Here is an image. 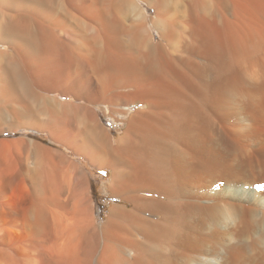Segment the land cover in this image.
<instances>
[{
	"label": "bare ground",
	"instance_id": "1",
	"mask_svg": "<svg viewBox=\"0 0 264 264\" xmlns=\"http://www.w3.org/2000/svg\"><path fill=\"white\" fill-rule=\"evenodd\" d=\"M1 111L121 204L97 223L86 171L21 139L0 264H264V0H0Z\"/></svg>",
	"mask_w": 264,
	"mask_h": 264
},
{
	"label": "rangeland",
	"instance_id": "2",
	"mask_svg": "<svg viewBox=\"0 0 264 264\" xmlns=\"http://www.w3.org/2000/svg\"><path fill=\"white\" fill-rule=\"evenodd\" d=\"M148 11L150 15H153L152 9H149ZM152 31L154 32L157 39L158 37L156 31L153 29ZM31 89L36 98H38L40 94H48V96L51 97V92H47V90L43 88L41 89L37 84H33ZM44 91L46 92V94H44ZM58 93L59 92H56V95H58ZM65 99L72 100V97L67 96ZM34 107L37 109L40 108L39 113H41L42 111L41 107L45 108L46 110L48 109L49 111V109L51 108V100L49 101L45 99L44 103L35 102ZM0 113L2 114V118L0 119V173L2 166L5 164L8 165L9 162L10 167L21 166V168H24V166L22 167V165L24 164L21 160L20 155H22V152L24 151L26 142L22 141L21 143L20 140L34 139L49 148L66 151L71 160L76 164H79V167L83 168L84 171H86L87 175L85 176L87 178L89 196L91 197V205L93 204L92 206L96 215L95 217H97V223L100 224L106 220L112 205L121 204V201L119 199L114 198L111 194L108 193L106 186L111 174L109 169H97L89 164L86 159H83V157L77 156L73 151L66 149L65 146L52 142L46 130L35 129L34 127L31 128L30 125L22 124L20 123L21 121L18 120H13L12 117L7 115L4 111H1ZM98 113L102 117L106 128L110 129L111 133L114 136H117L119 134L118 129L122 127V124L113 122L111 119L106 118L100 110H98ZM40 139L42 141H39ZM7 165L3 166V168L8 167Z\"/></svg>",
	"mask_w": 264,
	"mask_h": 264
}]
</instances>
